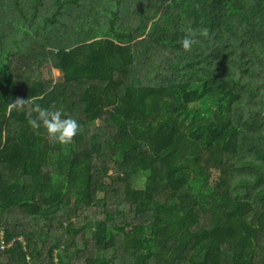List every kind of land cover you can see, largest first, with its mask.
I'll list each match as a JSON object with an SVG mask.
<instances>
[{"label": "trees", "instance_id": "16d2710c", "mask_svg": "<svg viewBox=\"0 0 264 264\" xmlns=\"http://www.w3.org/2000/svg\"><path fill=\"white\" fill-rule=\"evenodd\" d=\"M189 28L209 36L185 51ZM33 97L71 144L8 107ZM2 231L26 244L0 264H264V0H0Z\"/></svg>", "mask_w": 264, "mask_h": 264}, {"label": "clouds", "instance_id": "9594fccd", "mask_svg": "<svg viewBox=\"0 0 264 264\" xmlns=\"http://www.w3.org/2000/svg\"><path fill=\"white\" fill-rule=\"evenodd\" d=\"M198 35L208 37L209 31L207 28L200 30L189 28L187 35L181 41L185 51H191L192 47L198 43L196 38ZM26 105L30 106L27 112L28 124L37 131L43 127L46 130L48 139L54 143L61 145L71 144L81 131V125L75 118L56 108L55 105L42 106L35 97L27 99L16 98L8 104V107L9 109L24 110Z\"/></svg>", "mask_w": 264, "mask_h": 264}, {"label": "rangeland", "instance_id": "374dc122", "mask_svg": "<svg viewBox=\"0 0 264 264\" xmlns=\"http://www.w3.org/2000/svg\"><path fill=\"white\" fill-rule=\"evenodd\" d=\"M40 72H41V79H43V81H45L46 84H53L56 79H57V76L59 74V72L53 68H51L49 66V64H47L46 62L40 67ZM108 175L106 179V184L107 185H110L111 181L109 179L110 176H114L115 173L118 172V168L117 167H114L112 168L110 165L108 166ZM46 174H47V179L48 181H50V175L52 176L53 175V172L51 169H46L45 170ZM218 172H214L213 175H212V178L211 180L213 181L215 179V177L217 176ZM149 176V173L147 171H144V172H139L135 177H134V186L138 187V188H141V189H144L145 185H146V182H147V178ZM133 179V176H130V180ZM210 180V182H211ZM126 184L128 183L127 181H125ZM106 190H104L103 192H100L97 194V198L101 199L105 196ZM112 192L109 191V194L108 196L112 199ZM99 210V209H98ZM99 212L101 213V210H99ZM102 216V215H100ZM31 216H29L25 211L23 210H14L12 211V213H10L8 215V218H7V222L13 226H17L18 230L21 231V232H26V231H29V230H34L35 228V221L34 220H31L30 219ZM64 217H62L60 220L63 221V226H66V223L67 221H64L63 220ZM77 220V219H75ZM59 219L56 220V223L52 229V234H54L53 232H63V228L59 226V223H58ZM38 230V233H46L47 230H48V225L45 224L44 222H41V224L39 225V227L37 228ZM23 241H24V238L23 237H20ZM53 240V238H51ZM85 239L87 240V243H88V247L90 248H93L94 246V243H93V234L92 232H85L82 236V238H79L78 239V243L79 245H83V241L85 242ZM26 243V241H24ZM43 245H45L43 242H41V247L43 248ZM118 252L121 250L118 247L115 248ZM122 251V250H121ZM85 254L84 255H89L90 254V250H87L84 252ZM115 254V253H113ZM81 260L83 261V258L81 259L80 258V263L79 264H82L81 263Z\"/></svg>", "mask_w": 264, "mask_h": 264}, {"label": "built area", "instance_id": "2783aa9c", "mask_svg": "<svg viewBox=\"0 0 264 264\" xmlns=\"http://www.w3.org/2000/svg\"><path fill=\"white\" fill-rule=\"evenodd\" d=\"M3 238H4V232L2 231L0 233V243H1L0 249L2 251L5 250V249H7V248H13L15 246L16 242H22L23 246H25V244H26L21 238L13 239L8 244H6L4 242V239ZM31 264H39V263H31ZM56 264H59L57 262V259H56Z\"/></svg>", "mask_w": 264, "mask_h": 264}]
</instances>
